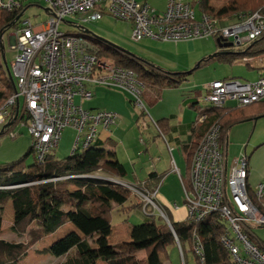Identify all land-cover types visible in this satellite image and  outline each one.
<instances>
[{"label": "built area", "instance_id": "built-area-1", "mask_svg": "<svg viewBox=\"0 0 264 264\" xmlns=\"http://www.w3.org/2000/svg\"><path fill=\"white\" fill-rule=\"evenodd\" d=\"M28 1L32 0H0V11H17ZM43 1L48 13L45 21L36 23L24 17L14 27L11 48L17 50L13 63L16 90L0 106V129L15 138L16 128L27 125L33 151L40 161L58 147L65 128L77 131L72 151L75 152L80 146L86 149L96 145L104 139L101 130L107 131L117 123L119 115L115 111L84 106L93 98L89 88L92 85L121 88L134 97L139 108L146 109L145 85L137 73L102 55L88 38L93 37L91 32L68 20L72 16L85 14L84 21L100 20L106 14L113 16L131 25V38L135 42L145 38L179 42L213 37L244 48L264 33V16L259 10L248 15L239 13L235 20L223 23L213 13L198 15L190 0H168L164 12H159L148 0ZM63 23L75 30L62 29ZM263 58L264 54L244 59ZM206 99L214 107H224L227 101L245 106L264 100V74L254 81L215 80L208 86ZM205 118L201 114L200 122ZM10 121L13 124L4 128ZM228 146L219 123L212 124L201 137L191 161L190 188L184 186L187 219L198 223L220 217L226 223L220 240L232 261L264 264V236L258 232V227L264 226V213L249 191V158L243 153L230 162ZM172 171L183 184L174 161ZM122 183L167 217L156 200L158 189L146 193ZM253 188L256 199L264 198V178ZM172 207L179 208L177 204ZM143 212L147 214L145 207ZM204 248L202 236L195 231L193 251L201 262L205 259Z\"/></svg>", "mask_w": 264, "mask_h": 264}, {"label": "trees", "instance_id": "trees-1", "mask_svg": "<svg viewBox=\"0 0 264 264\" xmlns=\"http://www.w3.org/2000/svg\"><path fill=\"white\" fill-rule=\"evenodd\" d=\"M217 1L226 2L225 11L215 13L210 5V0H200L199 8L202 12L215 14L223 23L235 20L231 15L236 12L248 15L259 10L264 16V0ZM193 5L195 6L196 3ZM26 7L17 11H0V43L2 42L1 35L13 28L11 24L24 12ZM23 18L24 15L20 20ZM91 34L93 37L89 36L88 38L96 49L102 55L112 57L119 66L136 72L145 88L155 84L161 90L171 83H181L186 80L190 72H179L178 80H174L165 73L168 71L163 72L164 70L159 66L130 55L119 47L102 40L94 33L91 32ZM232 49L231 47L227 48L225 53L207 58V60L216 59L221 62L233 63L238 58L262 55L264 54V33L248 46L238 51ZM7 85L6 91H0V106L16 90V83L13 79ZM201 114L206 115V118L195 127L191 141L184 149L186 151L187 175L186 177L182 175L184 184L182 185L187 189L190 188V167L194 151L208 128L214 123H219L223 136L228 139V132L234 125L264 115V100L245 106H211L203 109ZM154 124L158 131L165 136L167 130L162 125V120H154ZM19 130L16 128L18 135L20 134ZM6 133L5 130L1 131L0 139L6 136ZM201 133L202 135L198 139ZM29 155L34 156V160L30 164L26 161ZM108 156L106 147L94 145L82 151L72 152L71 155L63 159L55 158L52 151L44 161H40L30 145L29 150L23 156L12 161H0V232L3 227L5 208L11 202L14 211L13 231L20 237L26 236L25 239L23 238L24 240L20 241L0 238V264H21L35 244L56 233L70 220L71 214L67 208L77 209L76 222L83 223L81 227L85 236L75 230H70L54 240L49 246L37 250L39 254H51L59 258L60 261L57 264H99L103 262L105 264H163L159 254L170 258L168 248L172 246L179 249V245L184 264H187L189 251L195 256L197 264H235L220 240L225 231V221L220 217H210L198 223L189 221L187 217L183 221H176L168 213L167 216L173 224L175 233L165 219L157 214L152 205L146 203L140 195L133 192V189L122 183L125 182L146 193H152L157 189L159 191L167 173H158L152 170L142 180L137 177L136 173H133L135 180L127 181L126 177H128L129 171L126 166L116 159L110 160ZM70 183L74 184L78 191L72 192L69 189ZM248 187L251 196L264 213V198L258 200L254 197V188L249 181ZM144 207H146L147 218L143 223L133 227V233L135 236L140 235V238L135 237L136 240L128 245L129 250L112 249L106 244L103 245L105 236H102L98 242L101 247L94 248L92 246L89 241L90 232L97 229V231L107 234L115 215H130L136 210H143ZM87 223L95 225L87 227ZM261 227L264 226L258 228ZM195 231L199 232L203 238L205 246L203 262L193 251V233ZM187 245L190 246V249L186 248Z\"/></svg>", "mask_w": 264, "mask_h": 264}, {"label": "rangeland", "instance_id": "rangeland-1", "mask_svg": "<svg viewBox=\"0 0 264 264\" xmlns=\"http://www.w3.org/2000/svg\"><path fill=\"white\" fill-rule=\"evenodd\" d=\"M190 1L192 4L196 3L195 7L197 12H199L200 0ZM167 2L168 0H149V3L161 12L166 9ZM210 4L215 13H220V11L226 10V2L224 1L218 2L217 0H210ZM25 6L28 7L25 11L24 17L30 18L33 22L39 23L45 21L48 18L46 2L43 0L28 1ZM238 14L239 12H236L231 16L236 18ZM85 16V14L79 16L74 15L68 20L72 23H75L76 26L78 25L88 29L101 39L118 45L125 51L131 52L139 58L147 60L155 65L158 64L157 66L160 68L176 70L178 72H182L183 70L188 72L191 71V73L187 75V79L185 81L178 84L171 83L165 87L162 86L163 88L161 89L162 93H160V98V89L157 85L151 84L146 86L143 97V102L146 105V109L139 108L135 102H132V100H135L134 97L129 92H126L121 88L104 85H92L89 87L93 91L94 97L90 100H87L84 106L86 108L98 109L112 107L119 115V121H122V127L120 128V131L117 133V135L115 134L113 138L118 141L121 147L120 149H122L120 157H122L123 160H126V167L129 169L128 177H126L127 181H133V173H136L140 180L144 179L149 174V172L153 170V164L158 163L160 160L159 158L167 161V157L169 160H171L173 157V150L171 149L172 147L169 148L166 141H164L165 147L163 149L160 148V150H163V152L159 151V154L157 151L156 154L152 155V153H149L146 150V146H150V144L153 143V151H156V143L159 141L158 139L154 138L158 132L155 128L156 126L153 119V117L156 116L155 113H159L161 111L166 112V110L169 109L176 110L175 112L177 113L179 104L181 103V96L183 100L190 99L191 101L196 97L198 102L194 104L191 109H193L195 112L194 120L199 123L201 120V111L212 106V103L206 99L208 86L210 83L224 78H236L240 80L247 79L254 81L258 76V72L255 67L262 65L260 64V60H252L251 64L253 68L251 69L247 65V60L238 58L233 64H230L229 62L220 63L216 59L210 61L206 59L207 63L200 64L198 66L201 61L205 60V56H210L217 52L218 44L216 38H199L185 42L161 41L145 38L139 42H135L131 38V28L126 22L120 21L107 14L104 15L102 19L96 21H84L83 18ZM62 29L74 31L75 27L63 23ZM14 33L15 30L12 28L8 32L4 33L1 38L2 45L4 47L5 58L3 57V53H0V91H2L4 84H6L4 78H8L9 76L6 65L11 72L14 82L16 83L17 81V77L13 72V63L16 58L17 50L11 48V36ZM231 48H233L232 50L234 51H238L243 47L233 46ZM21 101L23 102V98H21ZM76 101L79 102V98H76ZM232 104L233 102L227 101V105ZM188 107H190V105ZM143 112H145V115H143ZM18 128L26 131V133L28 131V126L25 124ZM6 136H8L7 133ZM76 137V130L70 127L64 129L60 144L53 151L55 158L63 159L71 155L76 142ZM144 140L147 142V145L143 143ZM150 140L152 141L151 143L148 142ZM230 140V162L243 153L245 145H248V155L252 153L254 148L253 145L255 143L257 145L261 141H264V117H261L256 121H246L235 126L234 130L230 132ZM103 145L106 147L113 146L110 140L104 142ZM82 150H84V148L80 146L78 151ZM181 152L175 151L174 154L177 157L179 164L178 166L181 169L183 176L186 177L187 169L184 158L186 151L183 153ZM33 157V155H29L26 158L27 163H32L34 160ZM0 161L5 160L0 159ZM168 175L169 176L167 178L169 180L167 178L164 179L159 188V192L166 194L170 193L173 197V202L176 201L182 206L185 204L186 194L179 176L173 171ZM172 178L176 179L174 183L172 181L170 182ZM69 185V189L72 192L77 190L74 184L70 183ZM133 192L135 191L133 190ZM141 197L146 201V203H148L145 197ZM157 202L159 203L158 200ZM148 204L153 205L151 203ZM67 209L71 214L70 220L56 233L45 237L42 241L35 244L30 250L27 258L21 264H57L58 261H60L59 258H56L51 254H39L37 253V250L39 251L49 246L54 240L65 234L69 229H77L79 234L84 235L83 228L81 227L83 223L78 224L76 222L75 216L77 215V209ZM154 209L157 214L161 215L159 210H157L155 207ZM143 210H141V212H138L140 210H136L137 212H133L130 215L125 216L115 215L107 234L97 231V229L90 232V243L94 248H99L101 245L98 242L102 236H105L103 245L106 244L112 249L117 248L126 251L129 250L128 245L136 240L135 237L140 238V235L135 236L133 233V227L137 224L143 223L146 220L147 216ZM165 213L168 215L170 210L167 209ZM162 217L165 219L164 216ZM13 221L14 211L12 203L9 202L5 208L0 238L14 241H20L23 238L25 239L26 236L20 237L13 231ZM165 221L167 222L166 219ZM117 223L121 225H116ZM94 225L95 224L93 223L86 224L87 227ZM258 232L260 235L264 236V227L259 228ZM186 248L190 249V246L187 245ZM168 251L170 254V259L168 260L170 264H184L180 249V254L178 253L177 248L172 246L168 248ZM159 257L162 259L165 256L163 254H159ZM186 263L197 264V260L191 251L187 253Z\"/></svg>", "mask_w": 264, "mask_h": 264}, {"label": "crops", "instance_id": "crops-1", "mask_svg": "<svg viewBox=\"0 0 264 264\" xmlns=\"http://www.w3.org/2000/svg\"><path fill=\"white\" fill-rule=\"evenodd\" d=\"M166 7H167V5H166ZM164 11L165 10H163L162 12H164ZM159 12H161V11H159ZM201 12L202 11L199 10V12H197L198 15ZM129 26L131 28L130 24H129ZM183 42H185V41H183ZM218 52H226V50H224V48L219 47V45H218L217 52H215V53H218ZM0 53L4 54V51L1 50ZM214 54H212L210 56H205L206 58H205V60L201 61V64H202V62H204V64L207 63L206 59L213 57ZM204 55H206V54H204ZM242 59H244V58H242ZM218 62H220V63H228L226 61L221 62L219 60H218ZM233 63H230V64H233ZM260 64H262V65H260L259 67H255V69H257V72H258V76L255 79H257L260 75L264 74V58L262 59V61L260 60ZM247 65H248L249 68H251V69L253 68L252 64H251V61H248ZM161 69L164 70L163 72L168 71V72H165V73H167L170 78H172L174 80H178V77H177V75L179 73L178 71L171 70V69H164V68H161ZM177 70H179V69H177ZM184 71L185 70H183L182 72H184ZM190 73H191V71L189 72V74ZM8 75H9V73H8ZM12 79L13 78L10 75L8 76V78H6V77L4 78V80L6 81V84H4V87H3L2 91H6L7 90V87H8L7 83L10 82V80H12ZM186 79H187V77H186ZM224 79H227V78H224ZM247 81H252V80H247ZM160 93H162V90H160L159 94ZM160 97H161V94L159 95V98ZM180 102L181 103L179 104V108H178V112L177 113L175 112L176 110H170V109L169 110L165 109L166 112H163V111H161L159 113H155L154 112L156 116H154L153 119L155 121L162 120V125L167 130L165 136H163L158 131L157 127H155L158 132L156 131L157 134H156V136L154 138L159 140L156 143L157 144L156 147H155L156 151L155 150L153 151V147H152L153 143L150 144V146H149V145H147V142L145 140L143 141V143H145L147 145L146 146V150L149 153H152V155L156 154L157 151H158V154H159V151L163 152V150H160V148L163 149L165 147V145H164L165 142L164 141H166V143L169 146V148L172 147L171 149L173 151L172 150L171 151L173 153V157H172L171 160H169L168 157H167V161H165L164 159L159 158L160 160L158 161V163L153 164V170H155L156 172H158V173H167L165 175L164 179H166L169 176L168 175L169 173H172V162L173 161L176 163L180 173L182 174L181 169L178 166L179 164H178L177 157H176V155L174 153H175V151H178V152L182 151L181 153H183L185 151L184 149L190 143L193 131H194L195 127L198 125L197 121L194 120V113L195 112H194L193 109H191L193 107V105L198 102L197 98L195 97L191 101L190 99L183 100V98L181 96ZM231 102H233L232 105H227V103H226L225 106H237L236 102H234V101H231ZM189 105H190V107H188ZM94 109H98V108H94ZM103 110L115 111L112 107H108V108L103 109ZM253 120L256 121L255 118H252V119L246 120V121L248 122V121H253ZM246 121H243V122H246ZM243 122H241V123H243ZM121 123H122V121L118 120L117 124L114 125L113 127H111L109 130H107V131H102L101 130V134H102V137L104 139L103 140H99L97 145H99L101 147H106V146L103 145V143L107 142L108 140H110L111 143L113 144V146L106 147L107 153L109 155L108 157L110 158V160L113 161V160L116 159L120 163H122V164H124L126 166V160H123V158L120 157V153H121L122 149H120L121 147H120L118 141H116L113 138L114 135L115 134L117 135V133L120 131V128L122 127ZM241 123H238V124H241ZM238 124L234 125L228 132V141H229L228 158H229V153H230L229 150H230V142H231V140H230V132L232 130H234V127L237 126ZM114 127H117V128H114ZM0 132H1V129H0ZM19 133L20 134L16 138H11L9 136H4V137H2L0 139V159H4L5 161H12V160H15V159L23 156L29 150L30 145H31V138H30L29 132L27 131V133H26V131L20 129ZM201 135H202V133L199 134L198 139L200 138ZM148 142L151 143L152 141L150 140ZM174 145H175V147H174ZM253 147L254 148H253L252 153H250L248 155V145H245L243 153H246L248 155V158H249V166H250L249 167V170H250V172H249L250 173L249 174V183L251 184L252 187H256L260 183V181L264 178V141L263 142L261 141L257 145L255 143L253 145ZM242 154H240V155H242ZM239 156H237V157H239ZM184 158H185V162H186V155L184 156ZM186 169H187V164H186ZM128 171H129V169H128ZM171 177H172V175H171ZM164 179H163V181H164ZM175 180L176 179L172 178L170 180V182L172 181L174 183ZM172 199H173V197L171 196L170 193L166 194V193L158 192V194H157V200L159 201L160 205L162 207H164V209H169L170 210V214L172 215L174 220H176V221L185 220L186 217H187V210H186V207L184 206L185 204L181 206V205L178 204V202H176V201L173 202ZM174 203L178 204V206H179L178 209H174L172 207V205ZM135 212H137V211H135ZM138 212H141V211H138ZM116 225H121V224L117 223ZM128 228H131V227H128ZM70 230L77 231V229H69L68 231H70ZM80 235L85 236L83 234H80ZM174 248H177V247H174ZM177 251L180 254L178 248H177ZM169 259L170 258H167L165 256L164 258L161 259V261L163 262V264H170L169 261H168ZM99 264H105V263L103 262V263H99Z\"/></svg>", "mask_w": 264, "mask_h": 264}, {"label": "water", "instance_id": "water-1", "mask_svg": "<svg viewBox=\"0 0 264 264\" xmlns=\"http://www.w3.org/2000/svg\"><path fill=\"white\" fill-rule=\"evenodd\" d=\"M23 14L24 13H21L16 19H15V21L11 24V27H14L15 26V24H16V22L23 16ZM87 32H91V31H89V30H87ZM3 36V34L1 35V37ZM103 40V39H102ZM217 40V43H218V45H219V47H221V48H230V47H232L234 44L232 43V42H227V41H225V40H223V39H221V38H217L216 39ZM104 41H106V40H104ZM107 43H110V44H113V45H115V46H117V47H119L118 45H116V44H114V43H112V42H109V41H106ZM0 45H1V49L2 50H4V47H3V45H2V42L0 43ZM121 50H123L124 52H126V53H128V54H130V55H134V54H132L131 52H128V51H125L124 49H122L121 47H119ZM223 53H225V52H218V53H215L213 56H217V55H220V54H223ZM135 56V55H134ZM3 57L5 58V54H3ZM201 64V62L198 64V66ZM6 67H7V72L9 73V75L11 76V72H10V70H9V68H8V66L6 65ZM260 117H264V115H261V116H258V117H255V120H257V119H259ZM13 124V121H10V122H8L6 125H5V127L4 128H7L8 126H10V125H12ZM3 131V130H2ZM165 219L167 220V222L169 223V225L173 228V230H174V227H173V224L171 223V221L167 218V217H165ZM174 232H175V230H174ZM176 233V232H175Z\"/></svg>", "mask_w": 264, "mask_h": 264}, {"label": "clouds", "instance_id": "clouds-1", "mask_svg": "<svg viewBox=\"0 0 264 264\" xmlns=\"http://www.w3.org/2000/svg\"><path fill=\"white\" fill-rule=\"evenodd\" d=\"M16 23H17V22H16ZM15 25H16V24H15ZM14 27H15V26H14ZM14 27H13V28H14ZM232 47H233V46H232ZM225 49H227V48H224V50H225ZM1 131H2V130H1ZM162 216H163V215H162ZM166 216H167V215H166ZM167 218L169 219L168 216H167ZM169 220H170V219H169ZM179 249H180V248H179ZM180 252H181V255H182V258H183L182 250H180Z\"/></svg>", "mask_w": 264, "mask_h": 264}, {"label": "flooded vegetation", "instance_id": "flooded-vegetation-1", "mask_svg": "<svg viewBox=\"0 0 264 264\" xmlns=\"http://www.w3.org/2000/svg\"><path fill=\"white\" fill-rule=\"evenodd\" d=\"M173 76V75H172Z\"/></svg>", "mask_w": 264, "mask_h": 264}]
</instances>
